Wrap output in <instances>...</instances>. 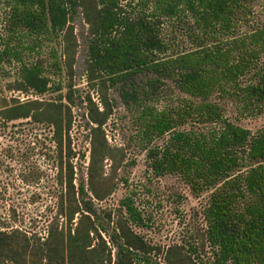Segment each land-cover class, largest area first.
Instances as JSON below:
<instances>
[{"label":"trees","instance_id":"obj_1","mask_svg":"<svg viewBox=\"0 0 264 264\" xmlns=\"http://www.w3.org/2000/svg\"><path fill=\"white\" fill-rule=\"evenodd\" d=\"M5 1L7 35L0 66L8 58L17 61L13 88L37 96H0V264H152L153 256L161 257V244L148 242L136 230L147 224L132 195L121 198L116 208L104 205L114 185L106 161L115 173L119 162L105 130L113 113L111 89L118 83L125 101L139 113L149 168L156 175L179 174L198 197L209 193L204 241L170 244L164 264H204L200 248L205 243L213 249L215 264H264V129L253 132L231 121L213 98L220 94L251 113L264 106V27L240 32L246 0ZM134 6L141 8L137 15L128 11ZM79 9L91 41L90 91L82 96L89 162L86 178L77 185L72 85L65 94L43 95L61 91L63 74H73L77 37L71 21ZM167 22L172 30L185 28L195 47L178 50L176 38L164 37ZM23 32L31 37L27 48L36 53L47 42L58 40L60 47L50 50V58L27 61L12 44ZM140 75L146 78L138 81ZM171 85L185 96L160 106L152 97ZM23 147L38 148L56 170L42 215L45 234L37 230L36 218L28 223L10 204L3 183ZM45 172L33 167L21 180L29 185ZM31 198L32 203L41 199L36 193Z\"/></svg>","mask_w":264,"mask_h":264},{"label":"rangeland","instance_id":"obj_2","mask_svg":"<svg viewBox=\"0 0 264 264\" xmlns=\"http://www.w3.org/2000/svg\"><path fill=\"white\" fill-rule=\"evenodd\" d=\"M246 13L243 17L241 33L258 26L264 27V0H246L244 2ZM139 6L129 8V12L137 15L140 11ZM8 16V7L5 0H0V47L4 46L7 35L6 22ZM71 23L74 26L77 37L76 59L74 63L73 74H63V89L61 91H52L43 95L45 97L59 96L65 94L69 84L72 85L74 92L75 124L73 132V146L79 153L80 160L76 159L78 174L77 185L83 177L86 178V166L89 162V140L88 132L84 125L88 122L86 116V107L82 103V96L89 91L87 82V61L89 58L91 36L88 31V24L84 18L82 10L79 9L72 18ZM163 33L166 39L176 38V48L178 50H190L195 47V43L187 36L185 28L172 30L168 22L163 25ZM12 44L23 50L24 58L27 61H35L38 56L50 58L49 52L52 48H59L57 41L47 42L42 45L40 53H36L27 46L32 44L31 37L23 32V37L16 35L12 38ZM39 51V49H38ZM262 63H264V53L262 54ZM19 63L12 59H6L0 66V96H19L22 99L27 97L34 98L35 93H22L13 88V84L18 79ZM146 78V75H140L138 81ZM249 78V77H248ZM92 96L98 102L97 93L91 91ZM161 96L152 97L160 106H169L182 100V94L175 85L162 91ZM215 100L220 101L225 109L227 117L253 132L264 129V106L256 113L243 111L237 104L220 94H215ZM158 99V100H157ZM110 102L113 113L105 125L108 135L111 154L117 156L118 169L116 173L112 170L111 161H106V172L114 176L113 189L111 194L104 202L106 207L116 208L121 198L126 195H132L138 209L143 213L147 226L136 227L148 242L161 244L163 253L161 257L153 256L152 264H164V252L170 244L174 242H183L192 244L204 241V234L207 225L204 220V207L207 203L209 193L196 196L191 186L176 173H167L156 175L147 163L146 147L148 142L144 140L141 131V120L138 118L137 108L132 106L131 102H126L122 95V83H118L111 89ZM159 139L156 142H162ZM4 139L0 137V147ZM18 159L14 162V167L3 181L7 186L10 201L26 217L29 223L32 218L38 220L37 230L45 234L46 223L42 215L45 214L46 203L49 201V185L56 171L54 167L45 163L41 152L37 148L23 147ZM85 154V159L81 157ZM85 164V167H81ZM33 167H40L46 170L45 176L40 180L33 179L28 185L21 180L22 174L26 176L28 170ZM82 168V169H81ZM37 170V168H36ZM128 180V183L125 182ZM39 194L41 199L32 203L31 195ZM205 248H200V254L204 264H215L213 249L205 243ZM117 249L114 248L113 254L116 255ZM157 259V261H156Z\"/></svg>","mask_w":264,"mask_h":264}]
</instances>
